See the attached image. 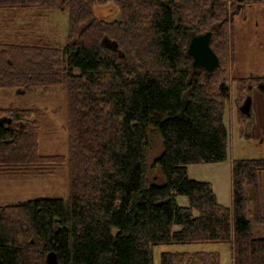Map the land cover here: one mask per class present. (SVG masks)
<instances>
[{"label":"trees","instance_id":"trees-1","mask_svg":"<svg viewBox=\"0 0 264 264\" xmlns=\"http://www.w3.org/2000/svg\"><path fill=\"white\" fill-rule=\"evenodd\" d=\"M228 1L0 0L1 9H60L69 18L62 48L0 36V88L61 85L68 113L67 155H43L37 112L0 108V117L12 119L0 125V175H52L67 162L70 186L67 199L0 205V264H47L50 252L56 264H154L155 246L204 243L229 244L231 264H264V236L253 233L246 208L253 197L254 219L264 225V158L233 160L231 207L187 172L227 154L219 66ZM109 2L120 18H97L95 6ZM207 31L219 59L212 72L194 68L187 54L191 38ZM250 79L237 78V101ZM154 132L161 180L148 182L145 152ZM160 264L221 262L217 252L166 251Z\"/></svg>","mask_w":264,"mask_h":264},{"label":"rangeland","instance_id":"rangeland-1","mask_svg":"<svg viewBox=\"0 0 264 264\" xmlns=\"http://www.w3.org/2000/svg\"><path fill=\"white\" fill-rule=\"evenodd\" d=\"M235 1V0H232ZM229 0L227 11V42L224 62L219 66L228 85L223 113V123L227 130V154L223 161L216 163L190 164L187 172L191 179L211 183L218 201L228 207L232 204L231 167L235 159L264 158V103H257V89L252 94L254 114L250 131H245L246 117L241 115L237 101V78H264V2L248 4L245 7ZM239 6V7H238ZM233 10H235L233 12ZM97 18L115 20L120 18L118 7L109 2L94 8ZM68 12L47 8H0V36L10 40L44 43L49 42L63 47L68 35ZM223 66L226 67L223 70ZM240 103V104H239ZM239 104V105H238ZM0 108L32 109L40 123L39 153L43 155H67L68 152V113L65 87L30 88L17 90L0 88ZM243 118V119H241ZM161 152V140L156 132L150 136L145 152L146 179L160 181L159 169L153 167V160ZM155 169V170H154ZM260 198L264 210V173L260 176ZM251 187L245 192L251 195ZM70 191L68 164L64 163L52 175L5 176L0 175V205L40 198L55 197L67 199ZM252 196V195H251ZM180 206H187L188 199L178 196ZM247 216L252 221L256 233H264V225L254 219V200L247 202ZM217 252L221 264H231V250L226 243L171 244L153 247L154 264H160L162 252Z\"/></svg>","mask_w":264,"mask_h":264},{"label":"water","instance_id":"water-1","mask_svg":"<svg viewBox=\"0 0 264 264\" xmlns=\"http://www.w3.org/2000/svg\"><path fill=\"white\" fill-rule=\"evenodd\" d=\"M239 2L241 0H238ZM211 32L207 31L203 34L194 35L188 45L187 54L192 58V66L194 68H203L206 72H212L219 65V59L215 52L210 47ZM116 46V44L114 43ZM259 92L264 93V87L256 86ZM255 87V88H256ZM254 86L249 84L248 92L246 93L243 101L238 106V110L244 117L247 118L245 131L248 134L250 126L253 122L254 114L252 112V94ZM220 91L223 94H227L228 85L222 81L220 83ZM12 119L8 116L0 117V125L10 124ZM47 264H56V255L54 252H50L47 255Z\"/></svg>","mask_w":264,"mask_h":264},{"label":"flooded vegetation","instance_id":"flooded-vegetation-1","mask_svg":"<svg viewBox=\"0 0 264 264\" xmlns=\"http://www.w3.org/2000/svg\"><path fill=\"white\" fill-rule=\"evenodd\" d=\"M249 84H252L253 86H254V88L257 86V85H259V86H261V87H264V78H262V77H253L252 79H250L249 81H248V83H247V88H248V86H249ZM256 89H257V87H256ZM258 91V90H257ZM259 92V91H258ZM259 93H262V92H259ZM263 95H264V93H262ZM246 121H247V119H246Z\"/></svg>","mask_w":264,"mask_h":264},{"label":"crops","instance_id":"crops-1","mask_svg":"<svg viewBox=\"0 0 264 264\" xmlns=\"http://www.w3.org/2000/svg\"><path fill=\"white\" fill-rule=\"evenodd\" d=\"M256 100H257V103H260L261 101H263V102H261V103H264V95L262 94V93H259V92H257V94H256ZM219 202V201H218ZM220 203V202H219ZM224 206H226V205H224ZM231 206H232V204H231ZM230 206V207H231ZM228 207V206H227ZM246 207H247V205H246ZM251 223H252V221H251ZM252 230H253V233L256 235V236H264V233H256L255 232V230H254V226H253V223H252Z\"/></svg>","mask_w":264,"mask_h":264},{"label":"bare ground","instance_id":"bare-ground-1","mask_svg":"<svg viewBox=\"0 0 264 264\" xmlns=\"http://www.w3.org/2000/svg\"><path fill=\"white\" fill-rule=\"evenodd\" d=\"M111 1V0H110ZM117 3V2H116ZM202 34V33H201ZM117 49V48H116ZM54 54H56V53H54ZM46 60V59H45ZM159 136V135H158ZM190 166V165H189ZM155 170V169H154ZM253 250V249H252Z\"/></svg>","mask_w":264,"mask_h":264}]
</instances>
